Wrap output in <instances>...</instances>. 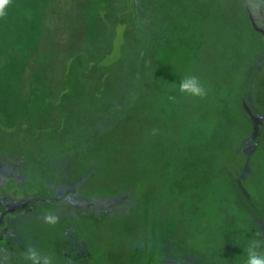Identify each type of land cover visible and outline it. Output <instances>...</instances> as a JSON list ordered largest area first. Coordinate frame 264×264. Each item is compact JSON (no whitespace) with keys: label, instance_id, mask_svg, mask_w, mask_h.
Masks as SVG:
<instances>
[{"label":"trees","instance_id":"16d2710c","mask_svg":"<svg viewBox=\"0 0 264 264\" xmlns=\"http://www.w3.org/2000/svg\"><path fill=\"white\" fill-rule=\"evenodd\" d=\"M245 7L10 0L0 17V209L32 198L0 241L15 264H71L68 229L87 251L75 264H159L152 234L173 228L187 251L181 221L197 237L202 218L231 264H246L249 243L264 241L239 199L264 220V27ZM186 75L205 96L179 93Z\"/></svg>","mask_w":264,"mask_h":264},{"label":"rangeland","instance_id":"374dc122","mask_svg":"<svg viewBox=\"0 0 264 264\" xmlns=\"http://www.w3.org/2000/svg\"><path fill=\"white\" fill-rule=\"evenodd\" d=\"M247 2L249 3V6L253 12L258 11V9L260 8V0H247ZM254 149L255 147L252 146L250 148V152H252ZM239 199L243 207H245V209L247 210V213L249 214V216L259 226V230L261 232L260 234H262L261 237L262 239H264V220L261 219L256 213L253 212L252 205L250 207L249 204H248L249 206L246 204V200L244 201L243 198H239ZM119 201L120 199L100 202L98 203V210L102 212L104 211V209H108V208L112 209L111 206L117 204ZM181 222L183 223V225H187V226H185V230L181 232L179 239L187 235V242H188L187 251H182L184 248L183 245L181 248L180 246L178 247V244L175 245V243L172 242L171 237L178 238V237H175L177 230L172 228L171 237L170 235L165 236V238L167 239L158 237V240L161 244V253H160L161 256H160L159 264H176V263L177 264H202L203 262L204 264H213V262L214 264H231V261L228 260L229 248L227 246H224L221 242H219L217 237H214L215 235L212 232L213 230L212 228L208 226L205 227L207 224L205 218L204 219L202 218L201 220V226L203 227L201 228L202 234L201 236H197V237L191 235L192 229L188 224L189 222H187L184 219ZM169 223L170 225H172L170 221ZM211 239H213L214 242L209 244V241ZM73 246L75 250H78V253H79V249H82V246H83L81 239L79 238L76 239L74 237ZM196 251H201L203 253L198 255ZM212 251L213 252L217 251V254L215 253L211 257ZM177 252H179L180 253L179 255L181 256H177L176 254ZM202 255L203 257L199 258V256L201 257Z\"/></svg>","mask_w":264,"mask_h":264},{"label":"flooded vegetation","instance_id":"af4514ba","mask_svg":"<svg viewBox=\"0 0 264 264\" xmlns=\"http://www.w3.org/2000/svg\"><path fill=\"white\" fill-rule=\"evenodd\" d=\"M243 1H245V4H246L245 9H248V12H249L250 17L252 18L253 22L257 26L264 27V10L262 8L261 0H260V8L258 9V11H254L255 13L251 10L247 0H243ZM19 197H21V198H18L16 200L13 199L10 201H6V207H7L6 210L0 209V241L2 240L3 236H5L7 233H9V231H10V233L13 231L12 229H9V226L12 224L11 220H13L15 218V215L17 214V212H19L21 209H24L22 212V213H24L28 209L29 203L32 202L31 201L32 198H30V197H24L23 195L19 196ZM59 197H62L61 188L58 189L57 195L55 197H51V199H53L54 201H57L59 199ZM21 204H23V205H21ZM67 236H68V239L70 242L69 243L70 248L67 250L65 255L70 260L69 262L71 264H75L76 262H78V260L80 258L84 259V256H85L87 251H86V248L84 247V244L82 246V249H79V253H78V250H75V248L73 246V238L75 237L77 239L78 237L76 236V233L73 230L68 229L67 230ZM151 237H152V240H150V244L148 246L149 252H151L153 249L156 248V250L159 254V259H160L161 244H160V242H158V235L152 234ZM0 251L4 253V255H2L3 257L0 258V264H15L14 258L11 257L9 254L11 252L10 249L4 251L3 247H1ZM25 251H29L28 244L25 246ZM144 253H147V252L139 251V254H141V255ZM22 256L26 257L24 251H23Z\"/></svg>","mask_w":264,"mask_h":264},{"label":"clouds","instance_id":"9594fccd","mask_svg":"<svg viewBox=\"0 0 264 264\" xmlns=\"http://www.w3.org/2000/svg\"><path fill=\"white\" fill-rule=\"evenodd\" d=\"M10 0H0V17L7 15ZM178 91L181 94H186L191 97H203L206 95L205 87L200 79L196 76L186 75L180 80ZM51 222H55V218H50ZM264 241L256 240L249 243L247 248L246 264H264V252L258 253L257 248L261 246Z\"/></svg>","mask_w":264,"mask_h":264}]
</instances>
